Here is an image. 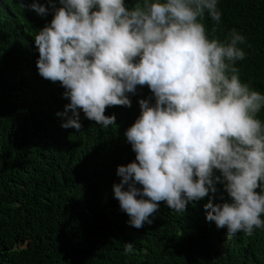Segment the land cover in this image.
<instances>
[{
    "label": "clouds",
    "instance_id": "1",
    "mask_svg": "<svg viewBox=\"0 0 264 264\" xmlns=\"http://www.w3.org/2000/svg\"><path fill=\"white\" fill-rule=\"evenodd\" d=\"M219 0H18L41 18L33 37L40 77L59 82L68 103L60 127L81 128L80 113L101 128L106 106L131 107L147 86L139 115L123 136L135 154L112 184L126 223L152 224L161 201L177 213L207 198L205 220L226 236L264 229V93L240 78L246 37L217 30ZM217 183L225 195L216 197ZM217 198L219 202H213ZM131 251L127 243L125 252Z\"/></svg>",
    "mask_w": 264,
    "mask_h": 264
},
{
    "label": "trees",
    "instance_id": "2",
    "mask_svg": "<svg viewBox=\"0 0 264 264\" xmlns=\"http://www.w3.org/2000/svg\"><path fill=\"white\" fill-rule=\"evenodd\" d=\"M218 7L217 30L205 15L206 33L222 40L236 28L246 37L236 66L264 93V0H219ZM51 18L0 0V264H264V229L226 236L205 220L207 198L180 213L161 201L152 224L126 223L111 186L119 183L116 167L135 159L123 133L150 90L137 86L131 107L106 106L104 114L115 115L106 128L83 112L79 131L60 127L55 113L68 100L59 82L38 75L33 44ZM258 117L264 121V109ZM216 187V197H226Z\"/></svg>",
    "mask_w": 264,
    "mask_h": 264
}]
</instances>
